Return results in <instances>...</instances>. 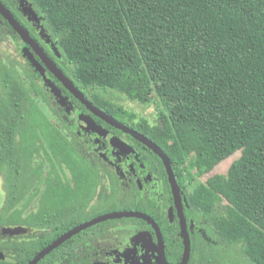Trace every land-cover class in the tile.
I'll return each instance as SVG.
<instances>
[{"label":"trees","instance_id":"16d2710c","mask_svg":"<svg viewBox=\"0 0 264 264\" xmlns=\"http://www.w3.org/2000/svg\"><path fill=\"white\" fill-rule=\"evenodd\" d=\"M0 2L71 86L167 156L176 183L186 194L187 264H213L216 259L220 264H264V0ZM6 36L19 37L0 14V43ZM0 65V166L25 159L23 183L31 187L22 199H67L71 184H96L102 178L115 191V177L100 161L98 150L69 122L70 107L81 114L87 112L84 104L56 80L67 103L55 98L51 105L48 94L54 95L35 81V76L42 77L41 68L21 71ZM108 89L144 104L157 98L162 105L156 112L157 124L149 125L144 118L134 122L132 112L102 98ZM90 115L119 134L120 130ZM133 140L143 164V169L137 168L156 177L168 194L164 199L171 200L160 157ZM221 150L239 156L224 174L211 175ZM186 156L198 174L206 176L203 182L193 184L191 177L185 183ZM13 171L16 174L17 167ZM133 193L123 209L142 211L157 221L166 256L177 264L183 250L177 223L160 221L164 214L156 199L141 194L136 183ZM221 201L223 211L216 208ZM11 209L6 217L12 223L19 220V207ZM4 237L0 233V251L5 255L0 264H27L51 241L32 242L26 248L15 243L8 261ZM59 249L36 264L49 261Z\"/></svg>","mask_w":264,"mask_h":264},{"label":"flooded vegetation","instance_id":"af4514ba","mask_svg":"<svg viewBox=\"0 0 264 264\" xmlns=\"http://www.w3.org/2000/svg\"><path fill=\"white\" fill-rule=\"evenodd\" d=\"M29 49L33 52V50L30 47ZM34 55L36 54L34 53ZM38 59L40 60L39 57ZM48 71L51 72L49 69ZM45 77L50 79L61 90V88L55 83L56 80L59 83H61L56 77L51 76L52 78H50L46 75ZM61 93L64 96L62 90ZM63 105H66V103ZM86 110L87 112L81 114L77 113L79 114V120L82 122L84 128V130L77 129V133L79 135L83 134L86 140H90V141L91 140L95 141L96 139L99 141L103 140L104 143H102L103 145L101 144L102 146L99 145L98 146L99 148L104 146L106 149L107 147L111 146L124 159L126 160L131 159V162L128 164L130 175L134 176L136 174H140L142 180L137 177L136 179H134L130 176L129 179L130 178L131 179L129 180V182L130 184H132L131 188L127 191L126 190L120 191L121 185L119 183L117 174H115V172H119L118 171L119 166L113 165L112 168L111 167L109 168V171L113 173L114 177L116 175V177L114 178V181L116 183V185H114L115 191H112L113 190L112 186L109 183L103 184L99 182L96 184H71L70 188L72 193L68 195L67 199L39 198V199H31V200H25V199L20 200L18 219L21 220L20 226L26 229L25 232L18 234H9V233H2L0 229V233L5 236L4 246L5 249H7L6 255L8 261H10L12 257L11 248H13L14 244L17 242L19 243L18 244L19 247L21 245L23 248H26L27 246H31L32 242L36 244H40L43 240L50 238L51 241L47 243V245L42 247V249H44L54 240L63 236L67 231L71 229H75L76 227L85 224L101 215L107 213L119 212V211H137V210L123 209L124 203L128 202L134 197L133 192H134L135 183L138 186V189L141 191V194H146L156 199V204L161 207V212H163L164 214V217L161 218V220L160 219L159 220L162 222L166 220L171 224L177 223L179 232L181 234L177 209L174 204L173 194L168 176H167V180L169 184L171 200L164 199V196L166 197L168 196V194L164 190V187L161 186L159 182H157L156 177L151 176L150 173L144 172L141 169L137 168V166L139 165L143 169V164L138 162V158L136 155V146H135L136 143L133 139L135 140L137 139L134 138L129 133L124 132L119 128H116L106 122L108 125L114 128L113 130L116 129L120 130L119 134H114L112 132V129H108L105 126L98 123L90 115L92 113L87 108ZM85 114L90 116L92 119L95 120L96 123H98L104 129H106L107 135L100 136L97 133L87 129L85 123L81 120V116ZM126 126L130 127L129 125ZM113 135L118 136L124 142L129 144L133 148V151L129 153H125L113 147L109 143V138ZM122 135H124V139L122 138ZM105 144L107 146H105ZM99 152L100 151H98L97 156L100 158V160L101 159L110 160L108 157L109 155L108 152L107 153L103 152L102 155L99 154ZM104 165L107 166L106 163ZM147 181L150 183L148 184ZM153 182L159 183V185L162 188L160 193L157 195L155 194V191L147 192L144 190L145 185L146 187L151 186ZM142 185L144 187L143 190H141ZM25 186L28 187V189L31 187L30 185L28 186L25 185ZM54 186L55 185H50L49 187L53 189ZM47 187L48 186H44L42 188L45 189ZM178 189L181 199V210L185 218L184 204L186 202V194L184 193L183 189H181L179 186ZM86 197L88 199H85ZM122 197H128L130 199L123 201ZM138 212H142V211H138ZM146 215L151 217L148 214ZM131 218H140V217L120 216V217L106 218L104 220L91 223L88 226H85L84 228L79 229L75 233L69 235L68 237H63V239L58 243V245L55 246V247H60V249L56 253H54L55 256L53 258H50V260L46 261L44 264H158L157 257L160 246L159 238L163 243L164 258L168 264H172L170 263V261L166 256L163 234L161 232L160 226L157 224V221H155V219L151 217L155 222L158 231L157 229H155V226L152 225V223H150L149 221L143 218L140 219H143L145 222H136ZM186 226L189 234L190 226L187 224V221H186ZM157 232H159V236ZM180 237L182 239V236ZM189 239H190V235H189ZM42 249H40L39 252ZM0 253L3 255V257L0 259H3L5 255L1 251ZM182 254H183V250H182ZM179 262L177 264H179Z\"/></svg>","mask_w":264,"mask_h":264},{"label":"rangeland","instance_id":"374dc122","mask_svg":"<svg viewBox=\"0 0 264 264\" xmlns=\"http://www.w3.org/2000/svg\"><path fill=\"white\" fill-rule=\"evenodd\" d=\"M0 63L5 66H8L9 68H13V69L15 68L21 71L22 69H25V68H28L29 70L30 69L33 70L34 68L35 69L41 68L43 70L44 75L50 78H52L51 76H54L57 78V76L54 73L49 72L48 69L40 65V62L37 60L36 56L33 54V52L29 49L28 45L20 37L6 36L4 38V41L0 43ZM35 81L41 87L47 86L43 77L39 78L38 76H35ZM101 94H102V98L108 101L109 103H112L115 106L123 107L129 112H132L135 115V119H133L134 122H138L141 118H144L148 122L149 125L157 124L158 119H157L156 112H157V109L162 108L161 102L157 98L154 99L153 103L144 104L139 101L132 100L128 98L124 93L118 92L114 89H108L102 92ZM48 97H49V101L51 105L52 104L54 105L55 102H57L55 97L52 96L51 94H48ZM50 104H49V108H51ZM41 107H42V110L46 114H49L48 108L46 106L41 105ZM69 122L72 123L73 128L84 130L83 124L79 120V114H77V111L75 108H73V106L70 107ZM122 138L124 139V135H122ZM91 142L93 146L96 147L98 151H100L99 154L102 155L103 152L104 153L108 152L109 154L108 157L110 160L108 159L100 160L103 164L106 163L108 171H109V168L110 167L112 168L113 165L119 166V170H118L119 172H115V174H117L119 183L121 185L120 191L129 190L132 186V184H130L129 182V180L131 179V178L129 179V177L131 175L128 169V164L131 162V159H127V160L124 159L111 146L107 147L106 149L104 146L99 148L98 146L104 143L103 140H100L99 143L93 140H91ZM105 146L107 145L105 144ZM238 156H239V152H235L233 154H227L223 150L219 151L216 154V157L218 159V164L214 167V169L210 172V174L211 175L216 174V173L224 174L228 166L230 165V163L233 162L235 159H237ZM25 165H26V161L22 157V158H18V160L11 159V163L5 162L4 165L0 166V224H2V227L20 226L21 224V220H18L16 222L13 221L11 223V221L8 220L9 218H7L6 216L12 211L11 208L13 207V205H16L17 207L20 206L19 201L22 200L24 195L27 193V187L24 185L25 183H23L25 181V178L22 175V172H24L25 170ZM16 167H17V172H16L17 175L13 171V169H15ZM182 169H183V176L185 178L186 184H187V181L191 177L194 178L193 184L197 182H203L206 178V176L204 175H199L198 171L190 165L189 156L185 157V162L182 164ZM131 177L134 179H136L137 177L142 180V177L140 176V174H136ZM101 183L104 184L108 182L106 179L102 178ZM189 185H191V183H189ZM143 189L144 187L142 185L141 190ZM161 189L162 188L159 185V183L153 182L151 186L146 187L145 185L144 190L147 192L155 191V194L157 195L160 193ZM81 198H84V197H81ZM85 199H88V198L86 197ZM224 205L225 204L222 201L217 202L216 208L220 211H223ZM16 244L18 245L19 243L17 242ZM236 251H239V248H237ZM219 260L220 259H216L215 261H213V264H220Z\"/></svg>","mask_w":264,"mask_h":264},{"label":"water","instance_id":"95a60500","mask_svg":"<svg viewBox=\"0 0 264 264\" xmlns=\"http://www.w3.org/2000/svg\"><path fill=\"white\" fill-rule=\"evenodd\" d=\"M0 14L8 20V22L11 24L12 28L17 32L19 37L33 50V52L40 58V60L46 65V67L57 76V79L62 83V85L81 103L84 104V106L94 115L98 116L108 124L119 128L120 130L129 133L137 140L141 141L145 145H147L153 152H155L162 160L168 179L170 181L171 190L173 194V200L174 204L177 209V214L179 218V224H180V230H181V236L183 240V254L181 261L179 264H187V261L189 259L190 254V239L189 234L187 231L186 221L183 216L182 210H181V199L179 194L178 185L175 181L174 174L172 171L171 164L169 162V159L167 156L158 148L157 145L149 141L147 138L139 134L137 131L133 130L132 128L122 124L121 122L117 121L116 119L110 117L107 113L103 112L99 108H97L95 105H93L90 101H88L82 93L77 90L75 87L71 86L69 80L65 77V75L62 73L61 69L55 64V62L48 56V54L44 51L43 47L29 34L28 30L17 20L16 17L13 16V14L6 9L0 2ZM32 18L35 21H38L37 16L33 11L30 12ZM42 77L44 78V81L50 91L53 93V95L62 103L65 104V97L62 95L61 90L48 78L45 77L44 73H42ZM81 120L85 123L86 128L97 133L100 136H106L107 130L104 129L101 125L95 122L94 119H92L88 115H82ZM109 143L119 149L122 152L129 153L133 151V148L124 142L121 138L118 136H111L109 138ZM120 216H135L143 218L152 225L155 226V229L158 228L153 221V219L146 214L138 211H119V212H113V213H107L104 215H101L85 224H82L75 229H71L67 231L63 236L57 238L52 243H50L47 247L42 249L40 252H38L27 264H36L39 259H41L46 253H48L51 249H53L55 246L58 245V243L63 239V237H68L69 235L75 233L79 229L84 228L85 226H88L91 223L104 220L106 218L111 217H120ZM25 228L21 226H14V227H2L1 232L2 233H9V234H18L25 232ZM158 236H159V232ZM159 252L157 257L158 264H168L164 258L163 254V243L159 238ZM3 255L0 253V258H2Z\"/></svg>","mask_w":264,"mask_h":264}]
</instances>
